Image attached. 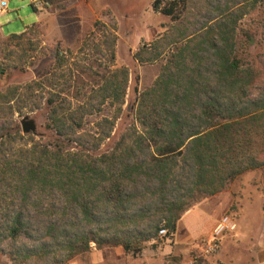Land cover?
Segmentation results:
<instances>
[{
  "label": "trees",
  "instance_id": "trees-1",
  "mask_svg": "<svg viewBox=\"0 0 264 264\" xmlns=\"http://www.w3.org/2000/svg\"><path fill=\"white\" fill-rule=\"evenodd\" d=\"M262 4L152 0L171 24L133 58L166 59L112 145L129 81L126 67H114V20L95 23L92 36L104 41L94 49L102 53L105 44L108 66L76 98L60 83L72 53L58 44L48 47L50 70L0 88V255L14 264H67L92 245L135 255L161 228L172 236L201 200L264 169V54L257 76L242 67L236 45L239 32L252 41L240 22ZM34 25L7 37L18 52L3 57L0 77L31 58L28 51L47 50L30 40ZM87 37L79 49L89 47ZM105 104L111 116L101 115ZM39 109L55 136L51 144L23 134L14 121ZM93 115L99 118L89 126Z\"/></svg>",
  "mask_w": 264,
  "mask_h": 264
},
{
  "label": "rangeland",
  "instance_id": "rangeland-1",
  "mask_svg": "<svg viewBox=\"0 0 264 264\" xmlns=\"http://www.w3.org/2000/svg\"><path fill=\"white\" fill-rule=\"evenodd\" d=\"M151 1L51 0L45 8L35 9L31 0H8L7 10L0 12V28L4 37H0V62L9 53L14 56L18 52L13 49L15 43L7 42V37L21 34L26 27L34 24L30 40L47 50L44 53L40 50L28 51L27 55L31 58L14 69L4 70L0 77V88L10 84H23L50 70L53 60L48 53V47L58 44L63 52L72 53L65 66L66 76L60 83L65 88V94L76 98V95L95 84L99 78L96 73L102 72L108 66L105 44L102 43V53L94 49L96 43L104 41L97 32L92 36L96 29L95 23L107 24L114 20V67H126L129 81L122 115L116 121L112 139L108 143L112 145L133 121L139 93L154 83L166 59V53L155 62L139 63L133 58L143 45L159 38L171 24L169 17L152 10ZM240 25L243 30L252 34L253 39L247 41L239 32L237 58L241 60L243 68H250L257 76H261L258 57L264 54V4L247 14ZM86 36L89 47L79 49ZM164 51L167 52L168 49ZM112 112L113 108L105 104L101 115L111 116ZM24 116H28L35 123V132L31 133L34 140L44 144L54 142L55 136L46 126L45 109L14 115L20 131V121ZM98 118L99 115L89 116L88 125ZM221 194L205 198L190 208L216 204L226 196L232 200L229 209L220 215L228 214L233 217L237 222V230L223 236L220 249L215 254L204 255L199 248V242L210 234L186 244H178L175 236H167L146 243L135 255L125 254L120 247L97 249L92 245L88 253L75 257L67 264H190L192 257L198 259L197 264H252L254 246L264 241V169L242 174ZM0 264L14 263L7 256L0 255Z\"/></svg>",
  "mask_w": 264,
  "mask_h": 264
},
{
  "label": "crops",
  "instance_id": "crops-1",
  "mask_svg": "<svg viewBox=\"0 0 264 264\" xmlns=\"http://www.w3.org/2000/svg\"><path fill=\"white\" fill-rule=\"evenodd\" d=\"M0 37L4 38L1 28ZM231 203L232 200L226 196L225 199L218 200L216 204L206 206L204 204V206H196L186 211L178 221L176 231L172 235L173 237L175 236L176 243L186 244L192 242L193 239L210 234L216 221L223 215L220 214L228 210ZM252 264H264V241L254 246Z\"/></svg>",
  "mask_w": 264,
  "mask_h": 264
},
{
  "label": "built area",
  "instance_id": "built-area-1",
  "mask_svg": "<svg viewBox=\"0 0 264 264\" xmlns=\"http://www.w3.org/2000/svg\"><path fill=\"white\" fill-rule=\"evenodd\" d=\"M35 9H41L48 6L49 0H31ZM8 0H0V12L7 10ZM237 230L236 220L228 214L222 215L215 223L209 237L199 242V248L202 254L211 255L219 251L221 241L224 235L234 233ZM159 237H167V230L161 228L158 232ZM198 259L192 257L190 264H197Z\"/></svg>",
  "mask_w": 264,
  "mask_h": 264
},
{
  "label": "water",
  "instance_id": "water-1",
  "mask_svg": "<svg viewBox=\"0 0 264 264\" xmlns=\"http://www.w3.org/2000/svg\"><path fill=\"white\" fill-rule=\"evenodd\" d=\"M21 131L23 134H28V133H34L36 126L33 120L28 118V116H24L21 121Z\"/></svg>",
  "mask_w": 264,
  "mask_h": 264
}]
</instances>
